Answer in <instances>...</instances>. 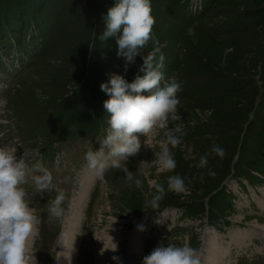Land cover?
Returning a JSON list of instances; mask_svg holds the SVG:
<instances>
[{
    "label": "rangeland",
    "instance_id": "obj_1",
    "mask_svg": "<svg viewBox=\"0 0 264 264\" xmlns=\"http://www.w3.org/2000/svg\"><path fill=\"white\" fill-rule=\"evenodd\" d=\"M187 1L150 0L153 39L127 64V77L115 41L97 38L114 0H0V146L15 144L17 157L42 164L53 180L57 175L53 184L66 197L63 215L54 217L48 209L56 192L36 194L31 179L23 185L39 218L30 255L48 264H117L112 256L142 264L158 242L188 243L200 250L201 264H264V0ZM194 4L202 10L191 16ZM148 52L163 56L165 81L182 85L180 119L168 120L181 137L169 146L176 167L158 171L166 133L157 129L140 138V151L127 162L132 182L111 167L96 180L84 153L100 147L102 136L93 147V121L105 134L108 128V96L99 85L112 73L131 82ZM77 87L91 103L64 108ZM213 144L224 149L222 158L210 151ZM201 155L205 167L197 166ZM173 174L187 191L167 190ZM152 181L165 194L157 208L144 209ZM152 225L155 234L147 237Z\"/></svg>",
    "mask_w": 264,
    "mask_h": 264
},
{
    "label": "clouds",
    "instance_id": "obj_2",
    "mask_svg": "<svg viewBox=\"0 0 264 264\" xmlns=\"http://www.w3.org/2000/svg\"><path fill=\"white\" fill-rule=\"evenodd\" d=\"M103 22V30L97 38L103 42L109 38L115 41L116 55L124 58L126 70L127 64L134 62L140 50L153 39L154 18L150 0H114ZM188 32L192 34V29L189 28ZM141 59L143 64L139 71L142 74L136 75L131 82L120 74L112 73L106 82L99 85L100 90L108 96L103 101L108 128L99 140L100 147L93 150L90 146L84 153L88 169L98 177L111 167L119 169L124 179L132 182L127 162L140 151V138L157 129H163L166 133V141H161L162 147L156 153L158 171L171 172L176 167L169 146L179 145L181 137L173 134L168 120L180 119L177 115V93L182 91V85L175 77L164 80L162 55L154 59L153 53L148 52ZM16 151L13 143L0 146V264H36L34 255L29 254V243L37 231L39 218L25 199L23 185L31 179L36 194L45 196L50 191L56 192L48 209L54 217L63 215L62 203L66 197L64 190L53 184V177L47 168L40 163L30 165L22 156L17 157ZM210 151L221 158L225 154L217 144H213ZM207 164V155H201L197 166L205 167ZM208 174L215 173L209 169ZM166 179L167 190L176 193L187 191L184 179L179 174L169 175ZM141 183L139 178L134 180L137 188ZM151 183L155 191L145 201L144 209L157 208L165 194V187L161 183ZM184 239H188L187 235ZM112 246L110 251L115 252L117 246L115 243ZM201 255L198 248L188 243L158 242L142 258V264H201ZM111 259L122 264L117 256Z\"/></svg>",
    "mask_w": 264,
    "mask_h": 264
},
{
    "label": "trees",
    "instance_id": "obj_3",
    "mask_svg": "<svg viewBox=\"0 0 264 264\" xmlns=\"http://www.w3.org/2000/svg\"><path fill=\"white\" fill-rule=\"evenodd\" d=\"M86 97H87V91L84 90L82 87H77L73 96L71 97V99H69L68 103L64 106V108L72 107L73 109L80 111L85 104L90 102V99H87Z\"/></svg>",
    "mask_w": 264,
    "mask_h": 264
},
{
    "label": "bare ground",
    "instance_id": "obj_4",
    "mask_svg": "<svg viewBox=\"0 0 264 264\" xmlns=\"http://www.w3.org/2000/svg\"><path fill=\"white\" fill-rule=\"evenodd\" d=\"M90 179H91V178H89V179H87V180L89 181ZM88 181H87V182H88ZM88 183H89V182H88ZM88 183L86 184L85 182H83V184H82V186H81L82 191H84V189H86V187H88ZM90 183H91V182H90ZM81 189H80V190H81ZM78 195H79V194H78ZM83 196H84V195H83L82 192H81L79 201L82 202ZM75 223H76V222H74V225H75ZM70 227H71V229H72V228H73V224H72V226L70 225ZM71 229H70V231H73V229H72V230H71ZM72 235H73V233H72ZM65 237H66V236H65ZM233 237H234V236H233ZM67 238H68V236H67ZM69 241L71 242V240H69ZM216 250H218V249L216 248ZM216 250H215V249H214V250H211V252L214 251V253H215ZM215 254H216V253H215ZM217 255H219V252H217ZM65 256H66V255H64V258H65ZM212 256H213V255H212ZM214 258H217V257L215 256ZM61 259H62V258H61ZM217 259H218V258H217ZM66 261L68 262V260H66ZM220 261H221V260H220ZM60 262H61V261H60ZM67 262H65V263L62 262V264H68ZM214 264H215V263H214Z\"/></svg>",
    "mask_w": 264,
    "mask_h": 264
}]
</instances>
